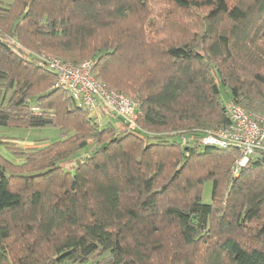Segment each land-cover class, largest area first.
<instances>
[{"label": "trees", "instance_id": "16d2710c", "mask_svg": "<svg viewBox=\"0 0 264 264\" xmlns=\"http://www.w3.org/2000/svg\"><path fill=\"white\" fill-rule=\"evenodd\" d=\"M43 56L94 61L137 129L101 126ZM229 103L264 116V0H0V127L60 132L0 136L22 160L0 153V264H264V150L236 172L205 143Z\"/></svg>", "mask_w": 264, "mask_h": 264}, {"label": "built area", "instance_id": "2783aa9c", "mask_svg": "<svg viewBox=\"0 0 264 264\" xmlns=\"http://www.w3.org/2000/svg\"><path fill=\"white\" fill-rule=\"evenodd\" d=\"M42 58L55 74L57 86L66 89L91 114L102 113L105 108L122 118L129 129H137L134 104L126 96L109 90L93 75L94 61L73 65L54 56ZM226 114L231 120L230 128L210 135L205 143L235 148L239 152L238 172L258 151L264 150V116L249 113L234 103L226 106Z\"/></svg>", "mask_w": 264, "mask_h": 264}, {"label": "rangeland", "instance_id": "374dc122", "mask_svg": "<svg viewBox=\"0 0 264 264\" xmlns=\"http://www.w3.org/2000/svg\"><path fill=\"white\" fill-rule=\"evenodd\" d=\"M94 119L98 121L101 126H105L109 124V117L104 116L102 113L96 112L91 114ZM60 132L53 128H45V129H21V128H1L0 127V136L12 139L14 141L13 144H16L19 148L24 151H31L35 149H40L53 142L55 139L59 137ZM91 146L89 150H83L78 153L76 158L83 157L89 154L91 150ZM0 153L11 160L12 162L20 163L22 160L18 158H14L11 153L5 147H0ZM75 158V159H76ZM212 190V184H206V192H205V200L211 201L210 195ZM85 264H91V262H87Z\"/></svg>", "mask_w": 264, "mask_h": 264}]
</instances>
